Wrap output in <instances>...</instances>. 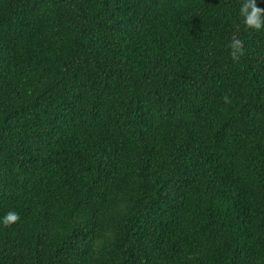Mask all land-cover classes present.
Returning <instances> with one entry per match:
<instances>
[{
    "label": "trees",
    "instance_id": "obj_1",
    "mask_svg": "<svg viewBox=\"0 0 264 264\" xmlns=\"http://www.w3.org/2000/svg\"><path fill=\"white\" fill-rule=\"evenodd\" d=\"M242 3L0 0V264H264Z\"/></svg>",
    "mask_w": 264,
    "mask_h": 264
},
{
    "label": "clouds",
    "instance_id": "obj_2",
    "mask_svg": "<svg viewBox=\"0 0 264 264\" xmlns=\"http://www.w3.org/2000/svg\"><path fill=\"white\" fill-rule=\"evenodd\" d=\"M239 15L243 24L248 29L256 31L264 30V9L258 7L257 0H243L239 9ZM231 58L234 62H238L240 57L244 55V44L241 40L234 39L230 44ZM20 216L15 212H9L3 219H0V226L7 228L17 224L20 221Z\"/></svg>",
    "mask_w": 264,
    "mask_h": 264
}]
</instances>
